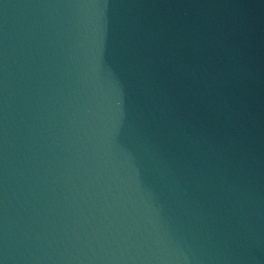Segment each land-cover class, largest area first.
<instances>
[{"label": "water", "instance_id": "1", "mask_svg": "<svg viewBox=\"0 0 264 264\" xmlns=\"http://www.w3.org/2000/svg\"><path fill=\"white\" fill-rule=\"evenodd\" d=\"M0 264H264V19L0 6Z\"/></svg>", "mask_w": 264, "mask_h": 264}]
</instances>
